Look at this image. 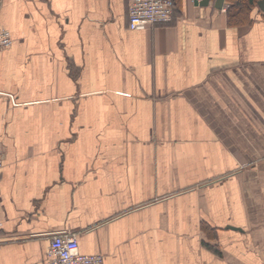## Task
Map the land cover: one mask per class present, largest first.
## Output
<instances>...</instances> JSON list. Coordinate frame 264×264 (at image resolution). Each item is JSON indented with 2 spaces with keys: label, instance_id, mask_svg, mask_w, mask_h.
<instances>
[{
  "label": "crops",
  "instance_id": "obj_1",
  "mask_svg": "<svg viewBox=\"0 0 264 264\" xmlns=\"http://www.w3.org/2000/svg\"><path fill=\"white\" fill-rule=\"evenodd\" d=\"M215 1L0 0V264H264V19Z\"/></svg>",
  "mask_w": 264,
  "mask_h": 264
},
{
  "label": "built area",
  "instance_id": "obj_2",
  "mask_svg": "<svg viewBox=\"0 0 264 264\" xmlns=\"http://www.w3.org/2000/svg\"><path fill=\"white\" fill-rule=\"evenodd\" d=\"M129 27L143 31L151 26L168 24L174 17V0H129ZM14 39L9 31L0 28V51L10 48ZM3 167L0 147V180ZM45 264H104L99 254H83L80 251L78 234L59 232L50 242Z\"/></svg>",
  "mask_w": 264,
  "mask_h": 264
},
{
  "label": "trees",
  "instance_id": "obj_3",
  "mask_svg": "<svg viewBox=\"0 0 264 264\" xmlns=\"http://www.w3.org/2000/svg\"><path fill=\"white\" fill-rule=\"evenodd\" d=\"M259 1L260 0H230V7L227 10L229 22L237 25L253 23L252 13L257 6L259 7ZM260 13L264 18V11L260 10Z\"/></svg>",
  "mask_w": 264,
  "mask_h": 264
},
{
  "label": "water",
  "instance_id": "obj_4",
  "mask_svg": "<svg viewBox=\"0 0 264 264\" xmlns=\"http://www.w3.org/2000/svg\"><path fill=\"white\" fill-rule=\"evenodd\" d=\"M212 0H201L200 5L201 6H207L210 4ZM227 1L226 0H216L215 1V8L218 10H222L224 8L225 5H227ZM259 8L260 10L264 11V0H260L259 1Z\"/></svg>",
  "mask_w": 264,
  "mask_h": 264
},
{
  "label": "rangeland",
  "instance_id": "obj_5",
  "mask_svg": "<svg viewBox=\"0 0 264 264\" xmlns=\"http://www.w3.org/2000/svg\"><path fill=\"white\" fill-rule=\"evenodd\" d=\"M255 11H257L258 15L260 16L261 19L263 18V15L260 13V8L257 6V8L255 9Z\"/></svg>",
  "mask_w": 264,
  "mask_h": 264
}]
</instances>
